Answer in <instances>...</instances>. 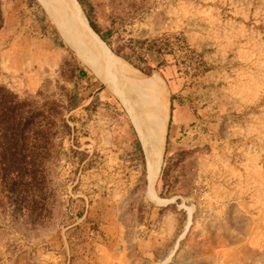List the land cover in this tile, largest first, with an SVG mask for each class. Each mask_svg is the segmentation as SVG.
<instances>
[{
    "label": "rangeland",
    "instance_id": "374dc122",
    "mask_svg": "<svg viewBox=\"0 0 264 264\" xmlns=\"http://www.w3.org/2000/svg\"><path fill=\"white\" fill-rule=\"evenodd\" d=\"M79 1L0 0V264H264V0ZM123 71L163 89L157 173Z\"/></svg>",
    "mask_w": 264,
    "mask_h": 264
},
{
    "label": "trees",
    "instance_id": "16d2710c",
    "mask_svg": "<svg viewBox=\"0 0 264 264\" xmlns=\"http://www.w3.org/2000/svg\"><path fill=\"white\" fill-rule=\"evenodd\" d=\"M78 3L79 0H76ZM81 4V3H80ZM2 24L1 14H0V27ZM90 28L96 32V29L93 25L89 24ZM51 30L53 34L58 37V34L54 27L51 26ZM141 44L145 45L146 47H143L144 49H141L138 53L139 57L137 56V59L145 56L147 54L149 55H156V56H162L166 52L172 53V49L169 48L170 43L166 42L164 38H155L152 40H146L144 42H141ZM180 55L174 59V66L176 69V72L181 74L184 77H195L203 72H200L199 69L204 65L202 62V59L194 53L192 49H189V47L185 44L178 46ZM144 60V59H141ZM164 64V60H161L159 64L155 66L156 69H161L162 65ZM9 98L12 99V95L8 93L7 91H2L0 88V133L2 135L3 140V153H7L8 150H10V147L15 144L16 137L20 131L23 130V124H21V129H18L17 126L20 123H16L15 116H14V109L16 104L12 100H8ZM21 119V118H20ZM19 119V121H20ZM0 166L3 167L2 169L8 170V162L6 161L4 155L1 154L0 157ZM6 181L7 178L3 177ZM9 181H11L9 179Z\"/></svg>",
    "mask_w": 264,
    "mask_h": 264
},
{
    "label": "bare ground",
    "instance_id": "6f19581e",
    "mask_svg": "<svg viewBox=\"0 0 264 264\" xmlns=\"http://www.w3.org/2000/svg\"><path fill=\"white\" fill-rule=\"evenodd\" d=\"M69 2L72 7H75L76 5H78L76 0H69ZM125 71H123L122 74L123 76H125V78H127L129 82H131V84L136 85L135 87L141 88L142 91L144 92H145V86L146 87L150 86L155 92V95L157 96L156 99L154 98L152 99L148 96V98L145 100V103H144V113L145 114L142 115L141 113L142 117L144 118V123L141 127L143 129L140 130L141 136L147 137L148 139H150V141L153 144L152 152L151 151L150 152L155 155L154 157L156 159L155 165H156V173H157L159 164L161 161V154H162L163 141H164L163 139L165 135L166 121L168 117L167 107L164 102V92L160 85V82L157 79L148 78L145 80H141L136 76L137 74L135 75L134 73H132V71L130 72H125ZM151 148L152 146H150V148H147V149L151 150ZM151 153L150 155H152ZM151 161H153V159L150 160V163Z\"/></svg>",
    "mask_w": 264,
    "mask_h": 264
},
{
    "label": "water",
    "instance_id": "95a60500",
    "mask_svg": "<svg viewBox=\"0 0 264 264\" xmlns=\"http://www.w3.org/2000/svg\"><path fill=\"white\" fill-rule=\"evenodd\" d=\"M87 24V23H86ZM87 26L90 28V26L87 24ZM91 29V28H90ZM92 30V29H91ZM92 32H93V30H92ZM95 34V33H94ZM96 35V34H95ZM97 36V35H96ZM98 37V36H97Z\"/></svg>",
    "mask_w": 264,
    "mask_h": 264
}]
</instances>
